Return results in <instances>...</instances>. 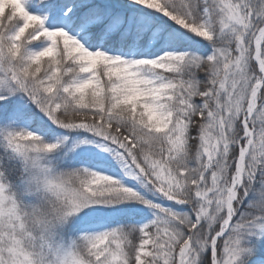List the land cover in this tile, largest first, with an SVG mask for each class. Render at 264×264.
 <instances>
[{"label": "snow or ice", "instance_id": "6c2138e0", "mask_svg": "<svg viewBox=\"0 0 264 264\" xmlns=\"http://www.w3.org/2000/svg\"><path fill=\"white\" fill-rule=\"evenodd\" d=\"M0 264H264V0H0Z\"/></svg>", "mask_w": 264, "mask_h": 264}]
</instances>
